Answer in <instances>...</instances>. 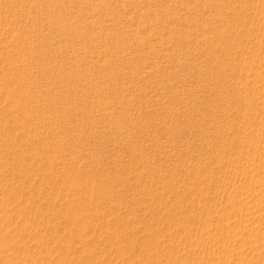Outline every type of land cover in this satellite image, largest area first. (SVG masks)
<instances>
[{
	"label": "rangeland",
	"instance_id": "1",
	"mask_svg": "<svg viewBox=\"0 0 264 264\" xmlns=\"http://www.w3.org/2000/svg\"><path fill=\"white\" fill-rule=\"evenodd\" d=\"M0 264H264V0H0Z\"/></svg>",
	"mask_w": 264,
	"mask_h": 264
}]
</instances>
